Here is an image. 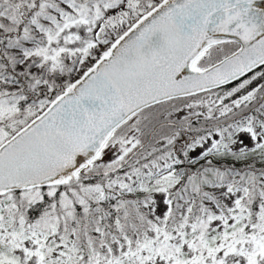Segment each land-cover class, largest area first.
Listing matches in <instances>:
<instances>
[{
	"label": "snow or ice",
	"instance_id": "6c2138e0",
	"mask_svg": "<svg viewBox=\"0 0 264 264\" xmlns=\"http://www.w3.org/2000/svg\"><path fill=\"white\" fill-rule=\"evenodd\" d=\"M0 264H264V0H0Z\"/></svg>",
	"mask_w": 264,
	"mask_h": 264
}]
</instances>
